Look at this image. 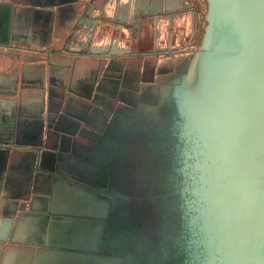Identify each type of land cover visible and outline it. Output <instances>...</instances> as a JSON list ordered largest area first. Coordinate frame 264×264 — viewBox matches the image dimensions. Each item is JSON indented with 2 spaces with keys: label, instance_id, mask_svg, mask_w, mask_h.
<instances>
[{
  "label": "water",
  "instance_id": "95a60500",
  "mask_svg": "<svg viewBox=\"0 0 264 264\" xmlns=\"http://www.w3.org/2000/svg\"><path fill=\"white\" fill-rule=\"evenodd\" d=\"M203 1V14L192 0L85 6L87 42L60 53L94 57L88 107L61 144L52 134L53 115H67L64 67L61 84L39 88L48 142L0 138V155L28 167L20 194H1L18 201L0 199L10 216L0 213V257L31 218L51 255L45 264H123L105 253L103 230L111 213L131 208L141 215L130 227L133 264H264V0ZM14 12L0 0V57L16 55L6 51L15 48ZM49 59L34 62L46 72Z\"/></svg>",
  "mask_w": 264,
  "mask_h": 264
},
{
  "label": "crops",
  "instance_id": "0c3cea01",
  "mask_svg": "<svg viewBox=\"0 0 264 264\" xmlns=\"http://www.w3.org/2000/svg\"><path fill=\"white\" fill-rule=\"evenodd\" d=\"M91 0H7L15 8L11 39L15 48L6 50L16 53L14 57H0V138H8L16 146L40 147L46 144L48 126L47 93L39 89L62 82L61 70L68 67L69 103L64 119L56 120V132L52 134L62 144L65 129L72 126L75 117L81 116L88 107V97L93 91L96 69L93 56L73 57L71 61L60 53L64 44L71 42V48H79L78 43L89 38L88 22L80 21L79 16ZM181 0H168L169 8L175 9ZM86 20V19H85ZM76 40H79L75 44ZM92 42L86 45L90 48ZM43 50L50 51L45 54ZM37 56H50L48 71L39 69ZM62 79V80H61ZM73 131V130H72ZM59 143V144H60ZM58 146V145H57ZM0 155V199L18 201L13 197L4 198L1 194L19 195L22 175L28 168L16 161ZM57 159V158H56ZM19 193V194H18ZM33 207L36 212L43 206V195L35 197ZM20 202V201H19ZM0 209L5 212L2 204ZM0 210V213L3 215ZM9 215H3L6 218ZM10 217V216H8ZM37 221L26 218L16 233L11 231L5 247H1L0 264H45L49 256L37 244L38 236L33 230ZM53 256V255H52Z\"/></svg>",
  "mask_w": 264,
  "mask_h": 264
},
{
  "label": "flooded vegetation",
  "instance_id": "af4514ba",
  "mask_svg": "<svg viewBox=\"0 0 264 264\" xmlns=\"http://www.w3.org/2000/svg\"><path fill=\"white\" fill-rule=\"evenodd\" d=\"M192 1L197 8L199 7L198 11L199 9H201V6L204 5L203 0ZM129 209L131 212L127 214ZM129 209H127L126 213H124L123 210L120 214L117 212L118 210H115L113 213H111L109 222L104 227L102 238L105 253H111L112 255L121 256L123 264H133V261L131 260L133 250L131 249V246H129L128 241L130 238V234H133L135 229L131 228L132 230H130V227H136L137 223H139L140 221L139 216H141L138 210L131 208ZM120 219H123L122 221L124 222L122 223V227L124 228L122 232H119L117 230V223ZM123 228H121V230Z\"/></svg>",
  "mask_w": 264,
  "mask_h": 264
},
{
  "label": "rangeland",
  "instance_id": "374dc122",
  "mask_svg": "<svg viewBox=\"0 0 264 264\" xmlns=\"http://www.w3.org/2000/svg\"><path fill=\"white\" fill-rule=\"evenodd\" d=\"M203 3H204V1H203ZM200 11H201L202 14L204 13V11H205V4L203 6H201V10ZM200 36H201V34H200ZM199 42L197 44H195V46L197 45L196 47L199 46ZM133 183L135 184V188L137 189V192L139 193V195L140 196H143L144 193H145L143 187L140 188V184H138L137 182H133Z\"/></svg>",
  "mask_w": 264,
  "mask_h": 264
}]
</instances>
